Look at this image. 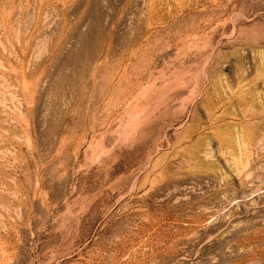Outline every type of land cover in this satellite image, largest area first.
<instances>
[{
	"label": "rangeland",
	"instance_id": "obj_1",
	"mask_svg": "<svg viewBox=\"0 0 264 264\" xmlns=\"http://www.w3.org/2000/svg\"><path fill=\"white\" fill-rule=\"evenodd\" d=\"M0 264H264V0H0Z\"/></svg>",
	"mask_w": 264,
	"mask_h": 264
}]
</instances>
